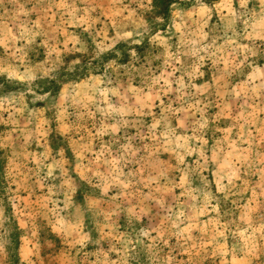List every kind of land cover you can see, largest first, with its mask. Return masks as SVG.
Returning <instances> with one entry per match:
<instances>
[{
	"label": "rangeland",
	"instance_id": "374dc122",
	"mask_svg": "<svg viewBox=\"0 0 264 264\" xmlns=\"http://www.w3.org/2000/svg\"><path fill=\"white\" fill-rule=\"evenodd\" d=\"M0 264H264V0H0Z\"/></svg>",
	"mask_w": 264,
	"mask_h": 264
},
{
	"label": "trees",
	"instance_id": "16d2710c",
	"mask_svg": "<svg viewBox=\"0 0 264 264\" xmlns=\"http://www.w3.org/2000/svg\"><path fill=\"white\" fill-rule=\"evenodd\" d=\"M171 2L172 0H153L156 13L165 16L168 12L169 5L171 4Z\"/></svg>",
	"mask_w": 264,
	"mask_h": 264
}]
</instances>
